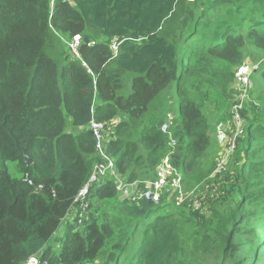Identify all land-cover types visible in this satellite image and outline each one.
Instances as JSON below:
<instances>
[{
    "label": "trees",
    "instance_id": "obj_1",
    "mask_svg": "<svg viewBox=\"0 0 264 264\" xmlns=\"http://www.w3.org/2000/svg\"><path fill=\"white\" fill-rule=\"evenodd\" d=\"M76 38L78 56L69 45ZM260 51L264 0H0V264L37 255L49 264H121L137 238L128 264H264V96L256 89L222 177L208 152L209 107L216 116L219 103L232 107L236 76ZM260 80L264 93V68ZM93 120L105 125L107 153L126 182L155 179L171 153L184 186L207 180L208 192L178 208L167 195L158 205L132 203L108 177L91 188L80 223L75 200L101 163Z\"/></svg>",
    "mask_w": 264,
    "mask_h": 264
},
{
    "label": "built area",
    "instance_id": "obj_2",
    "mask_svg": "<svg viewBox=\"0 0 264 264\" xmlns=\"http://www.w3.org/2000/svg\"><path fill=\"white\" fill-rule=\"evenodd\" d=\"M189 2H195L196 0H188ZM70 47L74 50L78 56L77 48L80 46V39L76 38L69 42ZM115 49V46H114ZM246 65H242L239 74L236 76L235 88L238 92L234 98L232 107L230 108V117L232 121L229 125L232 137L228 138L227 147H237L238 139L244 133L243 119L241 111L243 110V103L250 98V93L253 88L252 76L245 70ZM173 117L170 115L168 121H171ZM166 122L162 126V132L168 133L169 122ZM90 129L92 130L96 139V150L101 158V163L96 165L92 175L84 186V188L78 194L75 203L80 206V223L82 219L86 217V213L89 212V203L87 198L90 194L91 188L100 183L103 179L112 177L116 181V189L120 194V197L124 200L132 203H140L142 201H151L155 204H160L163 195L173 197L175 203L180 205L187 198L184 186V177L182 173L173 164V157L171 153L165 156L156 173L155 179L151 180H138L132 183H128L116 174L115 162L108 155L106 150V139L104 137L105 125L103 123L93 120L91 122ZM176 141L171 142V146L174 147ZM225 161L219 160L215 174L221 172L222 168H225ZM31 183V182H30ZM198 205L200 203L197 201ZM25 264H49L46 261H42L40 256L31 257Z\"/></svg>",
    "mask_w": 264,
    "mask_h": 264
},
{
    "label": "rangeland",
    "instance_id": "obj_3",
    "mask_svg": "<svg viewBox=\"0 0 264 264\" xmlns=\"http://www.w3.org/2000/svg\"><path fill=\"white\" fill-rule=\"evenodd\" d=\"M254 54H255V58H247L246 61L243 64L246 65L245 70L248 73H250L251 76H252V84H253L252 90L253 89H256L257 91L260 90V93H257L256 90H254L255 94L256 95L260 94V96L261 95L264 96V93L261 92L262 81L260 80V71H261L262 68H264V66L262 64V60L264 58V52L260 51V52L254 53ZM216 98L220 99L219 96H217ZM232 101H234V100H232ZM247 102H248V100L243 103V109L246 106ZM261 102H259V104ZM228 106H229V104H226V102L224 104L219 103V107H218V109H219V111H218L219 115L218 116L219 117L215 115L216 112L213 109L214 104H212L209 107V109H208L210 118L213 120L212 123L214 124L213 132L211 134V146H210L208 152L213 153V155H215V156L217 155V159L216 160H218L217 162H215V168H214L213 173H212L213 175H216L215 171H216V168H217L219 160H222V161L224 160L225 161V158H226V163H225V165H226L227 162L230 161V159L232 158V155L236 152V149H237V147H229V148L227 147L228 139L227 140L224 139L223 142L220 143L219 139L216 138V135L214 133L215 132L214 130H215L216 126L219 127V125H224V124L227 125L229 123V122L227 123V121H230V120L232 121V118L230 117V119H228L226 121L227 124L225 123V118H224L225 117V113L229 115L228 112L230 110V109L228 110ZM231 121H230V123H231ZM243 127H244V123H243ZM231 131H232V129H231ZM231 131H230V133H231ZM226 136H227L226 134L223 135L224 138ZM218 142H219V146L220 147H217L218 146ZM10 173L14 177L18 176V174L16 172L15 165H11ZM220 173H221V177H222L224 175V173H225V168H222ZM220 173H218V174H220ZM209 186L210 185H209L207 180H205L204 182H202L200 184H197V185H195L193 187H190L189 189H188L187 184L185 183V192L187 194V198L180 205L174 203V205H175L174 207L178 208V207L182 206L183 204L187 203L189 200H191L195 196V193H197L196 194L197 195L196 199H198V196H199V194L201 192H208ZM218 189H219L218 187L214 189L215 194H213V197H215L217 194H219ZM194 200H195V198H194ZM199 203H200V200H199ZM194 205H196L197 209L201 206V205L199 206L197 202ZM73 217H74V215H72L70 218L65 219L63 221L62 228H61L60 232H62V229L69 222L73 221ZM140 242H141V238H137V240L132 243V245L130 246L129 251H128L127 255H126L127 256V261L124 262V259H123L121 261V264H128L129 263L128 260L130 261V259L133 258L134 254L137 252V248L140 246ZM250 260H248L247 264L251 263Z\"/></svg>",
    "mask_w": 264,
    "mask_h": 264
},
{
    "label": "crops",
    "instance_id": "obj_4",
    "mask_svg": "<svg viewBox=\"0 0 264 264\" xmlns=\"http://www.w3.org/2000/svg\"><path fill=\"white\" fill-rule=\"evenodd\" d=\"M225 123H226V121L228 120V119H230V112H229V115L228 114H226L225 113ZM229 122V123H228ZM228 123V124H227ZM227 125H219V127H217L216 126V128H215V135H216V138H218L219 139V142L221 143V142H223V140L225 139L224 137H223V135H224V130L226 129V131H227V129H230V127H229V125H230V121H227ZM222 127V128H221ZM221 138V139H220ZM219 142H218V144H219Z\"/></svg>",
    "mask_w": 264,
    "mask_h": 264
},
{
    "label": "water",
    "instance_id": "obj_5",
    "mask_svg": "<svg viewBox=\"0 0 264 264\" xmlns=\"http://www.w3.org/2000/svg\"><path fill=\"white\" fill-rule=\"evenodd\" d=\"M20 152H21V155L26 159L27 163H28L29 165H31V164H32L31 159H30L28 156H26V155L23 153V151H20Z\"/></svg>",
    "mask_w": 264,
    "mask_h": 264
}]
</instances>
